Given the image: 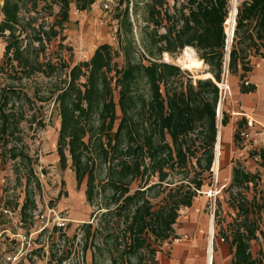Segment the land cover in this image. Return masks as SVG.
<instances>
[{"label": "trees", "instance_id": "trees-1", "mask_svg": "<svg viewBox=\"0 0 264 264\" xmlns=\"http://www.w3.org/2000/svg\"><path fill=\"white\" fill-rule=\"evenodd\" d=\"M70 2L2 0L0 35L5 41V59L0 64V74L6 73L12 80L36 73L59 78L50 94L59 117L56 153L61 169L70 160L77 188L85 181L86 201L95 207L91 222L82 225L84 249L90 251L92 264L95 256L103 252L108 254L110 264H154V244L176 238L173 225L179 208L190 207L202 190L203 182L198 176L201 172L189 177L187 169L191 158L201 165L197 152L202 143L206 150L201 170H209L213 162L217 85L225 55L224 23L229 0H147V27L140 29L142 50L133 38L128 4L124 8L115 4L112 10L120 8L115 15L117 46L101 43L89 59L73 65L62 58L52 61L45 57L46 45L55 39L61 48L71 49L62 43L66 39ZM94 2L75 0V6L84 11ZM53 6L58 8L54 14ZM45 9L49 10L48 16L53 15L52 22L39 15ZM185 46L192 47L208 65L210 77L193 83L190 74L184 78L178 66L160 60L163 53L177 55ZM263 47L264 0H243L235 14L229 72L241 71L239 76L244 78L250 71L247 57L259 55ZM245 82L239 92H254L256 86ZM16 90L11 83H0V142H15L7 149L9 158L24 161L30 157L23 149L22 138L16 135L25 120L14 98ZM45 99L38 96L39 101ZM227 123L228 116L223 112L221 125ZM246 129H251L247 119L236 123L233 141L238 142ZM202 133L204 136L195 144V138ZM251 155L258 157L259 165L264 167V147ZM97 167L105 174L98 188ZM173 175H180L178 184L154 190ZM152 177H157V182L150 183ZM259 182L257 172L246 170L235 160L231 181L220 190L228 193V201L236 210L235 217L220 230L231 249L230 264H264L263 258L251 252V241L261 233ZM132 184L136 187L130 192ZM250 189L254 191L251 199L247 196ZM163 192L155 207L152 198ZM21 211L25 217V204Z\"/></svg>", "mask_w": 264, "mask_h": 264}, {"label": "rangeland", "instance_id": "rangeland-1", "mask_svg": "<svg viewBox=\"0 0 264 264\" xmlns=\"http://www.w3.org/2000/svg\"><path fill=\"white\" fill-rule=\"evenodd\" d=\"M242 1L229 0L227 17L233 9H237ZM146 2L147 0H133L131 12L128 9L133 38L139 50H142L140 29L147 27L145 22ZM39 4L43 5L42 2ZM115 4H120V8H124L126 0H115ZM135 4L137 5L136 9ZM1 5L2 0H0ZM120 8L118 11L116 9L104 11L101 7V0H95L88 10L79 11L75 6V0H71L69 19L64 30L66 39L62 42L64 45L70 46L71 49L61 48L58 45L59 40L55 39L46 45L45 57H51L52 61L62 58L67 64L73 65L89 59L92 51L101 43H109L116 47L118 21L115 15L120 11ZM57 9V6H53L52 13L54 14ZM48 12L49 10L45 9L40 11L39 15L44 16L47 22H52L53 15L48 16ZM22 14L27 16L24 12ZM31 14L35 15L34 12ZM150 28L151 26L148 29ZM159 30L163 31V29ZM225 34V55L220 83L226 78L228 87L225 93L223 90H221L223 93L219 90L217 107L220 102L221 107L220 114L216 109V129L218 130V123L221 125L223 112L228 116V123L226 126L221 125L222 144L219 166L217 170L213 169L215 153L213 150V162L210 169L201 170L204 166L206 150L205 142L202 143L203 147L197 152L201 165L196 164V158H191L187 167L189 177L193 176L195 172H201L198 176L203 182L202 190L198 191L190 207L179 208L178 224L175 225L178 229L175 234L176 238L154 244L157 250L154 264H206L209 220L212 221L214 229L213 262L215 264H230L231 249L229 243L223 240L220 230H224L227 223L235 217L236 210L228 201V193L218 191L223 187L226 188L230 183L231 168L235 160L246 170L257 172L260 176L258 188L261 190L262 197L259 198L257 195V202L262 206L258 218L261 233L257 234L258 239L251 241V252L254 257L264 259V167L259 165L258 157L251 155L255 149L264 147V123L261 125L256 122L249 130V137H240L238 142L233 141L236 123L248 118L244 114L245 110L239 99L243 94L239 92L240 85L246 80L245 84H254L264 94V47L259 55L247 57L246 62L250 71L241 79L239 76L241 71L230 73L227 68L232 39L228 43L226 30ZM4 47V37L0 35V64L5 59ZM181 52L177 55L168 54L169 60L165 59V53H163L160 60L178 66L184 78L190 74L193 83L196 79L209 73V67L206 64L199 69H190L179 64L177 57L181 55ZM61 74L63 77V73ZM6 76V73L0 74V83H11L17 89L18 93L14 98L16 104L21 106V110L25 114V120L20 123V130L16 135L22 138L23 149L28 153L30 160L10 159L7 149L15 142H9L7 145H2L0 142V264H3L4 258L18 251L24 252L19 264H92L90 251L84 249L85 234L82 225L85 222H91V214L95 207L90 206L86 201L85 181L77 188L70 160L68 159L67 166L61 169L56 153L59 117L56 104L53 101L54 96L50 94L54 83L58 82L59 78L55 75L45 77L38 73L16 80ZM218 87L220 88V86ZM23 94H27L30 100L27 101ZM38 96H44L46 99L39 101ZM246 113L249 117H253L249 112ZM262 117L264 118V110ZM202 136H204L203 133L195 138V144L200 142L198 138ZM191 137L194 138V135L192 134ZM179 178L180 175L170 176L167 182H163L161 187H156L154 190H161L166 185L178 184ZM104 181V171L97 167L95 171L97 188ZM155 182H157V177H152L150 183ZM130 187V192H132L136 184H132ZM211 191L212 195L209 194ZM164 193L152 198L155 207L158 206ZM253 194V189L247 192L249 199ZM100 199L99 196L97 200ZM24 204L26 205L25 217L21 211ZM49 209H52L54 213L50 212L49 215ZM58 218L66 220L63 227L54 225ZM92 224L95 226L96 220ZM30 232H35L32 235L31 247L22 248L18 235H27ZM174 252L178 254V257L174 256ZM95 264H110L108 254L103 252L101 256L96 255Z\"/></svg>", "mask_w": 264, "mask_h": 264}, {"label": "bare ground", "instance_id": "bare-ground-1", "mask_svg": "<svg viewBox=\"0 0 264 264\" xmlns=\"http://www.w3.org/2000/svg\"><path fill=\"white\" fill-rule=\"evenodd\" d=\"M235 13H236V9H233L231 14L229 15V17H227L225 24H224V27H225V30H226V33L228 36V39H227L228 43L231 41L232 36H233L234 23H235ZM164 56H165V59L169 60L167 53H165ZM177 61L179 64H182V65H184L190 69H199V68L203 67V65H204L202 60H200L198 58V56L196 55L195 50L190 46H185L182 49L181 55L177 57ZM206 77H210L209 73L202 76V78H206ZM218 86H220L221 88H227L228 85L226 82V78ZM220 107H221V102L219 104L218 114H220L219 113ZM221 127L222 126L220 125V123H218L217 138H216L215 149H214V152H215L214 153V163H213V169L214 170L218 169L219 160H220V156H221V144H222L221 143V140H222V128ZM209 194L212 195V191L209 192ZM213 233H214L213 223L211 220H209L207 243H206V247H207V249H206V264H212V261H213V255H212Z\"/></svg>", "mask_w": 264, "mask_h": 264}, {"label": "built area", "instance_id": "built-area-1", "mask_svg": "<svg viewBox=\"0 0 264 264\" xmlns=\"http://www.w3.org/2000/svg\"><path fill=\"white\" fill-rule=\"evenodd\" d=\"M114 3H115V0H101V7L104 11H111ZM126 4H128V9L131 12L133 0H126ZM130 15H131V13H130ZM226 89L227 88H221V87L219 88L220 92H221V90H223L224 93H225ZM247 121H248V125L250 126V128H252L253 127L252 122L249 119H247ZM249 135H250V133H249L248 129L241 132V136L244 138L249 137ZM50 212H53V210L52 209L48 210L49 215H50ZM65 223H66V220L64 218H58L54 222V225H56L58 227H63L65 225ZM38 231H40V230H38ZM35 232H30L27 235H18V237L20 238V241H21L22 248L31 247L32 235ZM23 253L21 251H18L12 255L7 256L6 258H4L3 264H19L20 258L23 256Z\"/></svg>", "mask_w": 264, "mask_h": 264}, {"label": "crops", "instance_id": "crops-1", "mask_svg": "<svg viewBox=\"0 0 264 264\" xmlns=\"http://www.w3.org/2000/svg\"><path fill=\"white\" fill-rule=\"evenodd\" d=\"M239 99H240L242 108L245 110L244 114L245 116L248 117L247 119H249L253 125H255L256 122L263 125L262 123H264L263 122L264 118L262 117V112L264 110V94L262 93V91L256 88L254 92L241 94ZM246 112H249L253 117L251 116L249 117ZM177 220H176V223L173 225L175 234L177 233V230H178L175 227V225L178 224ZM173 254L175 257H178V254H176L175 252Z\"/></svg>", "mask_w": 264, "mask_h": 264}, {"label": "water", "instance_id": "water-1", "mask_svg": "<svg viewBox=\"0 0 264 264\" xmlns=\"http://www.w3.org/2000/svg\"><path fill=\"white\" fill-rule=\"evenodd\" d=\"M235 14H236V13H235ZM228 54H229V52H228ZM218 108H219V107H217V113H218ZM218 192H220V190H219Z\"/></svg>", "mask_w": 264, "mask_h": 264}]
</instances>
